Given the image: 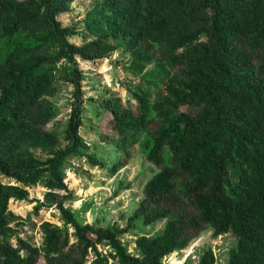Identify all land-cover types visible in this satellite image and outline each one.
I'll use <instances>...</instances> for the list:
<instances>
[{
    "label": "trees",
    "instance_id": "trees-1",
    "mask_svg": "<svg viewBox=\"0 0 264 264\" xmlns=\"http://www.w3.org/2000/svg\"><path fill=\"white\" fill-rule=\"evenodd\" d=\"M70 1L0 0V174L24 187L47 177L48 189H64L65 161L85 148L78 135L83 93L76 60L101 59L124 47L137 69L151 63L172 69L162 95L138 87L131 101L102 105L116 136L103 139L125 157L136 146L158 170L128 226L166 221L165 229L140 237L141 256L134 257L119 242L123 230L81 226L63 206L65 198L48 193L75 243L66 229L44 225L41 248L25 240L13 248L5 236L8 202L27 194L0 184V264H85L89 251L92 264H107L98 246L111 249L114 264H163L208 231L236 239L227 264H264V0H100L87 23L96 39L82 47L68 42L77 30L57 19ZM62 61L70 68L74 103L64 147L57 149L58 137L45 128L51 116L46 98L56 93ZM200 264H214L213 257Z\"/></svg>",
    "mask_w": 264,
    "mask_h": 264
},
{
    "label": "rangeland",
    "instance_id": "rangeland-1",
    "mask_svg": "<svg viewBox=\"0 0 264 264\" xmlns=\"http://www.w3.org/2000/svg\"><path fill=\"white\" fill-rule=\"evenodd\" d=\"M22 2L25 0H16ZM101 4L100 0H71L68 9L58 21L63 27H72L79 33L68 39L70 44L82 47L96 39L87 29V23ZM2 45V43H0ZM132 57L124 47L109 50L107 55L93 61L76 60L81 73L82 125L78 135L85 148L80 149L79 156L68 158L61 170L64 189H48L46 178L35 186H23L0 174V184L7 187H19L26 191L23 201L10 199L7 206L9 217L8 232L5 235L10 245L16 248L18 240H25L36 248H41L44 238V225L66 229L69 243H75L74 230L62 220L56 204L50 205L46 200L48 193L64 197L62 204L70 211L81 226L96 225L102 228L117 227L123 230L118 237L127 253L140 257L136 242L140 237L154 238L161 235L166 221L144 227L143 221H135L128 226V219L137 211L143 198V190L158 170L145 160V156L134 146L127 157L118 151L108 140L116 136L111 130V115L103 109L107 100L121 99L131 101L130 93L138 87L155 90L163 94L164 79L170 66L155 69L153 63L144 69L132 65ZM151 75L150 78L146 76ZM70 68L62 61L55 71L54 85L56 93L47 97L51 112L46 131L58 137L57 149L64 147V131L67 128L74 103V88L68 79ZM185 111V109H183ZM37 157L43 162L41 150L35 149ZM91 158L96 163L92 166ZM113 163L123 164L119 170L109 169ZM101 164H107L102 168ZM59 201V199H58ZM93 239V237H91ZM236 239L230 235L214 237L212 231L203 233L190 247L174 252L165 257L163 264H200L206 256H212L214 264H227L229 253L236 247ZM97 250L106 259L107 264H114L109 247L98 246ZM94 256L91 251L85 264H92ZM38 264H44L40 259Z\"/></svg>",
    "mask_w": 264,
    "mask_h": 264
}]
</instances>
